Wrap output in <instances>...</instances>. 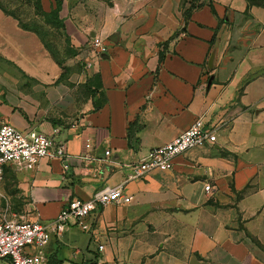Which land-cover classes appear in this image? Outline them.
I'll use <instances>...</instances> for the list:
<instances>
[{
	"label": "crops",
	"instance_id": "obj_1",
	"mask_svg": "<svg viewBox=\"0 0 264 264\" xmlns=\"http://www.w3.org/2000/svg\"><path fill=\"white\" fill-rule=\"evenodd\" d=\"M183 3L62 0L64 28L49 25L61 65L0 8V128L58 129L69 154L94 158L9 165L0 210L45 221L106 185L133 197L93 212L87 231L54 235L46 264H264V0H198L186 23ZM96 36L108 53L94 51ZM199 117L217 127L214 143L128 180L127 164Z\"/></svg>",
	"mask_w": 264,
	"mask_h": 264
},
{
	"label": "built area",
	"instance_id": "obj_2",
	"mask_svg": "<svg viewBox=\"0 0 264 264\" xmlns=\"http://www.w3.org/2000/svg\"><path fill=\"white\" fill-rule=\"evenodd\" d=\"M92 46L97 54H106L109 51L108 42L99 36L93 38ZM58 132V129L54 130V135L34 129L23 132L10 124L2 125L0 184L9 165L33 170L44 158L60 159L64 169L68 170L74 158L85 163L93 161L90 153L80 156L69 154L66 143L55 138ZM216 139L217 127H208L203 117H199L171 142L153 148L141 160L127 164L131 170L128 180L142 177L156 169H172L176 157L190 149L214 143ZM105 155L108 158L111 151H105ZM205 188L210 191L211 185L208 184ZM132 200L133 197L126 192L123 183L116 186L106 185L88 200L73 199L51 220H27L18 215H10L8 209L0 210V264H46L43 249L54 235L61 236L70 225L87 231L90 229L88 219L93 212L111 204H129ZM100 247L103 248V245ZM29 248H34L35 251L30 252Z\"/></svg>",
	"mask_w": 264,
	"mask_h": 264
},
{
	"label": "rangeland",
	"instance_id": "obj_3",
	"mask_svg": "<svg viewBox=\"0 0 264 264\" xmlns=\"http://www.w3.org/2000/svg\"><path fill=\"white\" fill-rule=\"evenodd\" d=\"M0 5H3L8 11L18 16L26 25L38 30L44 36L56 58L63 62L65 55L60 46L59 37L56 32L44 22L43 16L37 13L35 6L36 0H0ZM186 6H188V4ZM1 263H3V261H1Z\"/></svg>",
	"mask_w": 264,
	"mask_h": 264
},
{
	"label": "trees",
	"instance_id": "obj_4",
	"mask_svg": "<svg viewBox=\"0 0 264 264\" xmlns=\"http://www.w3.org/2000/svg\"><path fill=\"white\" fill-rule=\"evenodd\" d=\"M183 6H185L184 8V22L186 23L187 19L190 16L191 11L196 8L199 7L201 5V3H198V0H183ZM188 4V6H186ZM36 10L37 13L42 15L44 18V22L47 25H50L54 28L57 29H61L64 28V22L63 20L60 18V11L62 8V0H54V4L53 7L50 11H45L43 9L42 6V1L41 0H36ZM0 8L7 14L12 15L13 17H15L16 19H18L20 26H22L24 29H28V30H34L38 33V35L42 38V40L44 41V44L46 45V47H48V49L52 52L54 58L60 63V65L62 64V62L56 58V56L53 53V50L51 49V47L48 45L47 41L45 40L44 36L36 29L32 28L31 26L26 25V23L24 21H22L18 16H16L14 13L8 11L3 5H0ZM96 80H98V85L99 87L102 86V82H101V77L99 74L95 75L93 77L92 82H95ZM104 102H99L97 108H100L101 106H103Z\"/></svg>",
	"mask_w": 264,
	"mask_h": 264
},
{
	"label": "water",
	"instance_id": "obj_5",
	"mask_svg": "<svg viewBox=\"0 0 264 264\" xmlns=\"http://www.w3.org/2000/svg\"><path fill=\"white\" fill-rule=\"evenodd\" d=\"M112 40H114V41H117V38L116 37H112ZM214 56V55H213ZM211 57V60H210V64L212 65V61H213V59H214V57Z\"/></svg>",
	"mask_w": 264,
	"mask_h": 264
}]
</instances>
